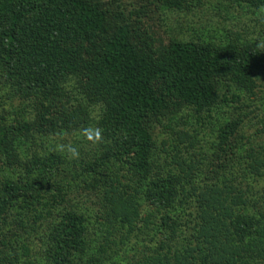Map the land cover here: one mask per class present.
Returning a JSON list of instances; mask_svg holds the SVG:
<instances>
[{
	"label": "trees",
	"instance_id": "trees-1",
	"mask_svg": "<svg viewBox=\"0 0 264 264\" xmlns=\"http://www.w3.org/2000/svg\"><path fill=\"white\" fill-rule=\"evenodd\" d=\"M147 4L0 0V241L46 264H264V0ZM96 126L88 161L58 148Z\"/></svg>",
	"mask_w": 264,
	"mask_h": 264
},
{
	"label": "rangeland",
	"instance_id": "rangeland-1",
	"mask_svg": "<svg viewBox=\"0 0 264 264\" xmlns=\"http://www.w3.org/2000/svg\"><path fill=\"white\" fill-rule=\"evenodd\" d=\"M127 2L135 6L137 5V7H141L142 5L143 8H146L148 6L147 4L148 0H127ZM152 9L153 11L151 13V17H153V19L150 20V22L153 24L154 29L158 32L159 34L158 36H160L163 40H167L168 35L175 33L177 34L179 32V29L177 28V26H175V22L178 19V16L176 14H172L171 17L166 20L165 18L166 15H164L165 13H163V11L159 9L156 10L154 6H152ZM262 95H264V93ZM99 110L100 108L96 106V110L91 116V118L94 119L96 122L100 119V117L98 116ZM94 129H95L94 132H86L85 130L84 131L81 130L77 133L75 132L74 134H72V136L63 137L61 140L58 139L57 140L58 148L60 147V145L63 146L64 144H68V147L69 146L75 147L78 150V156L76 157V159L79 160L80 158H83L88 161L89 158H91L95 154L94 144L90 140L94 139L93 134L96 131L100 132L98 126H96ZM90 136L92 137V139H89ZM83 159H81V161ZM14 231L15 230H12V232ZM12 235L13 233H10L6 235L4 239L2 238L3 239L2 241H0V244L3 242H7L6 251L4 250L6 252L4 253L5 254L4 259L6 261L8 262L12 261L11 264H46L43 261L45 254L42 251V247L40 243H36L32 245L31 253L28 257H26V255H24L25 251L22 249L23 245L20 240H17V243L13 242V246H14L13 249L10 247L11 245L9 243V239L14 241V239L11 238ZM17 256H19V258Z\"/></svg>",
	"mask_w": 264,
	"mask_h": 264
},
{
	"label": "clouds",
	"instance_id": "clouds-1",
	"mask_svg": "<svg viewBox=\"0 0 264 264\" xmlns=\"http://www.w3.org/2000/svg\"><path fill=\"white\" fill-rule=\"evenodd\" d=\"M95 137L97 140H99V138H100L99 131L95 132ZM89 139H92V137L90 136ZM67 153H68V156L70 159L76 158L78 156V150L75 147H71V146L67 147Z\"/></svg>",
	"mask_w": 264,
	"mask_h": 264
}]
</instances>
